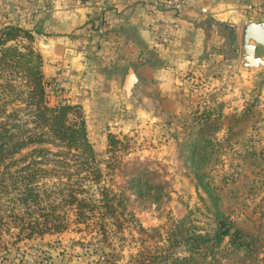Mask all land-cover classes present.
Wrapping results in <instances>:
<instances>
[{"label": "trees", "instance_id": "trees-1", "mask_svg": "<svg viewBox=\"0 0 264 264\" xmlns=\"http://www.w3.org/2000/svg\"><path fill=\"white\" fill-rule=\"evenodd\" d=\"M34 34L0 18V253L8 252L4 235L17 245L59 236L74 227L90 237V260L115 264L109 256L102 260L99 246H110L112 237L121 238L128 229L129 198L122 189L115 193L101 186L105 175L89 139L83 107L68 100L49 103V94L60 84L45 78ZM211 117L196 119L199 133L195 144L188 145L185 164L196 168V187L215 209V231L198 234L186 228V221L163 229L138 225L140 245L131 264H222V251H252L254 241L220 212V193L203 170L220 155L221 146L212 140L219 127L209 123ZM107 142L110 150L121 144L112 134ZM143 181L147 182L144 172L128 182L127 190L150 196L148 188L142 195ZM179 247L186 248L187 258L177 257ZM84 252L88 256L90 250ZM5 262L7 257H1L0 264Z\"/></svg>", "mask_w": 264, "mask_h": 264}, {"label": "crops", "instance_id": "crops-1", "mask_svg": "<svg viewBox=\"0 0 264 264\" xmlns=\"http://www.w3.org/2000/svg\"><path fill=\"white\" fill-rule=\"evenodd\" d=\"M150 1L13 0L5 13L0 0V13L6 23L33 30L45 78L60 77L58 87L87 111L93 126L111 127V119L130 113L122 125L154 126L175 142L180 113L189 108L191 120L183 124H198L185 103L197 92H216L224 79L238 80L245 70L242 26L264 17V0H184L183 13L160 17L174 29L167 42L153 39ZM18 2L25 11L14 18Z\"/></svg>", "mask_w": 264, "mask_h": 264}, {"label": "rangeland", "instance_id": "rangeland-1", "mask_svg": "<svg viewBox=\"0 0 264 264\" xmlns=\"http://www.w3.org/2000/svg\"><path fill=\"white\" fill-rule=\"evenodd\" d=\"M2 1L5 13L6 9L11 12L10 5L14 7L15 2H22ZM21 2L17 3L18 9H14V18L25 11ZM0 18L5 16L0 13ZM259 75L260 71L256 69L240 70L238 80L224 79L216 92H197L191 101L185 103L192 107L195 119H205L207 114H213L209 123L214 128L219 127L218 132L212 134V140L221 146L220 155L203 170L220 193L223 201L220 212L254 241L249 253L234 249L222 251V258L219 257L222 264H264V84L258 85ZM48 99L51 105H55L68 100V96L59 88L51 91ZM189 110L176 118L178 124L175 128L181 130H176L180 133V141L175 142H168L154 126L122 125L129 122L130 113H125L118 121L111 119V127L93 126L86 114L89 139L105 175L101 186L115 193H119V189L125 191L129 198L128 212L131 213L123 236L112 237L110 246H99L105 255L103 261L109 256L115 264H131L140 245L138 225L151 230L186 221V228H193L198 234H213L215 231V209L196 187V168L191 170L185 164V156L191 147L188 145L195 144L199 133V124L191 127L183 124L191 120ZM116 122L121 126L116 127ZM108 131H112L121 142L117 150L108 147L105 136ZM189 134L193 135L186 139ZM143 172L147 182L143 181L142 195L148 188L150 196H139L137 191L127 190L128 182ZM8 236L4 235L2 239L8 248V252L0 253V258L8 259L4 264H96L88 258L94 251L90 247V237L74 227L59 236H46L17 245H12L14 241ZM85 249L90 250L88 256ZM176 255L187 258L186 248H177Z\"/></svg>", "mask_w": 264, "mask_h": 264}, {"label": "water", "instance_id": "water-1", "mask_svg": "<svg viewBox=\"0 0 264 264\" xmlns=\"http://www.w3.org/2000/svg\"><path fill=\"white\" fill-rule=\"evenodd\" d=\"M240 49L241 68L259 70L258 85L264 84V17L244 22Z\"/></svg>", "mask_w": 264, "mask_h": 264}, {"label": "built area", "instance_id": "built-area-1", "mask_svg": "<svg viewBox=\"0 0 264 264\" xmlns=\"http://www.w3.org/2000/svg\"><path fill=\"white\" fill-rule=\"evenodd\" d=\"M185 8L184 0H151L147 3V14L153 21L150 30L156 42L170 41L174 34V29L162 22L160 17L167 13L181 14ZM60 82V77H57V83L60 84Z\"/></svg>", "mask_w": 264, "mask_h": 264}]
</instances>
